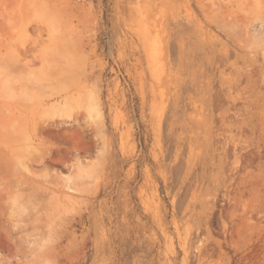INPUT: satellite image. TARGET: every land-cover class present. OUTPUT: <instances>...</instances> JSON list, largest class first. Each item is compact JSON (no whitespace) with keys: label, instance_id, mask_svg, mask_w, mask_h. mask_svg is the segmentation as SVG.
I'll return each instance as SVG.
<instances>
[{"label":"rangeland","instance_id":"374dc122","mask_svg":"<svg viewBox=\"0 0 264 264\" xmlns=\"http://www.w3.org/2000/svg\"><path fill=\"white\" fill-rule=\"evenodd\" d=\"M263 32L264 0H0V264H264Z\"/></svg>","mask_w":264,"mask_h":264},{"label":"bare ground","instance_id":"6f19581e","mask_svg":"<svg viewBox=\"0 0 264 264\" xmlns=\"http://www.w3.org/2000/svg\"><path fill=\"white\" fill-rule=\"evenodd\" d=\"M227 11H228V10H227ZM228 12H229V11H228ZM228 12H227V13H228ZM231 16H232V15H231ZM242 20H243V19H242ZM244 20H245V19H244ZM263 33H264V32H263ZM7 118H8V117H7ZM11 123H12V122H11ZM28 139L31 140L30 138H27V140H28ZM29 140H28V141H29ZM29 145H30V144H29ZM30 148H31V147H30ZM28 158H29V160H31V161L34 160V158H32L31 155H28Z\"/></svg>","mask_w":264,"mask_h":264}]
</instances>
